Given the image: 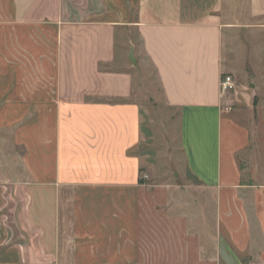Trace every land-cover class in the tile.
<instances>
[{
  "label": "crops",
  "instance_id": "obj_1",
  "mask_svg": "<svg viewBox=\"0 0 264 264\" xmlns=\"http://www.w3.org/2000/svg\"><path fill=\"white\" fill-rule=\"evenodd\" d=\"M224 3L0 0V264H264V49L226 55Z\"/></svg>",
  "mask_w": 264,
  "mask_h": 264
},
{
  "label": "rangeland",
  "instance_id": "obj_2",
  "mask_svg": "<svg viewBox=\"0 0 264 264\" xmlns=\"http://www.w3.org/2000/svg\"><path fill=\"white\" fill-rule=\"evenodd\" d=\"M224 4V21L228 22L232 27H234L230 28L229 31H225L224 33L225 53L228 55L229 51H233V61H235L237 67L240 68L241 71H244L245 67L248 68L251 66L250 59L254 51L255 53L259 51L260 57H262V52L264 49V30H258L256 27L258 22L250 18L248 14V0H225ZM252 25H255V28H252ZM132 37L134 39L133 44L135 45V51L138 53V56H140L141 44L138 34L133 33ZM134 57L137 60V63L133 64V71L136 75L135 87L142 94L143 108L148 110L149 120L152 121V126L154 127L152 128L155 131L156 136L160 138V132L164 130L160 126V120L162 114L165 115L166 112L161 106L163 97L162 93L160 92L158 78L156 72L151 66H148L144 63L141 64L135 54ZM234 94L235 91H232L227 95L231 96ZM164 119V123L166 122L167 124L166 129H170L172 133L170 138L172 141L171 147L173 149L174 156L178 157L179 138L177 135L176 122H169L166 120V118ZM158 153H160V150ZM156 162V167L159 169L162 164H160V160ZM165 166L171 167L166 164ZM171 168L173 171L178 170L174 165ZM180 168L181 165L179 170ZM170 179L174 180V176L171 175ZM150 181L153 183H158L160 182V179H152Z\"/></svg>",
  "mask_w": 264,
  "mask_h": 264
},
{
  "label": "built area",
  "instance_id": "obj_3",
  "mask_svg": "<svg viewBox=\"0 0 264 264\" xmlns=\"http://www.w3.org/2000/svg\"><path fill=\"white\" fill-rule=\"evenodd\" d=\"M222 93L227 95L236 90V81L232 75H224L221 80Z\"/></svg>",
  "mask_w": 264,
  "mask_h": 264
},
{
  "label": "water",
  "instance_id": "obj_4",
  "mask_svg": "<svg viewBox=\"0 0 264 264\" xmlns=\"http://www.w3.org/2000/svg\"><path fill=\"white\" fill-rule=\"evenodd\" d=\"M130 59H131V61H132L134 64L137 63V60H136L135 57H134V46L132 47L131 52H130Z\"/></svg>",
  "mask_w": 264,
  "mask_h": 264
}]
</instances>
